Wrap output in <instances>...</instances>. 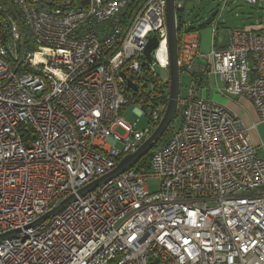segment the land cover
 Returning a JSON list of instances; mask_svg holds the SVG:
<instances>
[{"label": "built area", "instance_id": "built-area-1", "mask_svg": "<svg viewBox=\"0 0 264 264\" xmlns=\"http://www.w3.org/2000/svg\"><path fill=\"white\" fill-rule=\"evenodd\" d=\"M236 1L258 3L221 0L203 54L186 8L203 0H176L179 69L192 75L179 126L146 167L80 195L164 117L170 80L156 68L170 65L167 1L0 0V236L17 231L0 242V264H264V144L196 87L214 79L219 95L249 100L264 125V31L235 29L215 45ZM196 58L208 62L195 67ZM129 107L146 128L125 121Z\"/></svg>", "mask_w": 264, "mask_h": 264}, {"label": "rangeland", "instance_id": "rangeland-1", "mask_svg": "<svg viewBox=\"0 0 264 264\" xmlns=\"http://www.w3.org/2000/svg\"><path fill=\"white\" fill-rule=\"evenodd\" d=\"M222 5L221 0H204L202 3H200L196 10L193 11L191 16V22L195 25H203L205 27L198 29L197 32H195L200 39V52L203 54H210L213 50V28L211 25H207V23L213 18V15L218 13L220 14ZM234 5H231V3L227 6L226 12L221 16V27L219 29V34L221 36L220 39H224V36H226L227 32L233 29H245L244 27L249 25L251 22H253V19L251 18L250 14H256L258 11L257 6L249 5L246 3H240L238 8H234ZM218 18V16H217ZM207 59L204 58H196L194 63V66H205L207 64ZM157 72L164 78L169 76V70H160L159 68H156ZM213 81V80H212ZM211 80H206L205 83L201 84V86H196L198 88H206L205 91H199V95L203 96L204 98H209L211 101L222 103L218 99V96L216 95V91L214 89V82ZM192 86V75L189 74V72H181L180 73V96L185 97L187 95V92L189 88ZM219 95V94H218ZM221 96V95H219ZM123 118L127 123L134 124L138 119V127L140 129H144L148 126V120L147 118H139L137 113L132 112L131 107H129L126 111L122 114ZM121 134H123L122 131H120ZM164 140V139H163ZM158 184L159 181L156 178L149 180V190L150 192H156L158 190Z\"/></svg>", "mask_w": 264, "mask_h": 264}, {"label": "water", "instance_id": "water-1", "mask_svg": "<svg viewBox=\"0 0 264 264\" xmlns=\"http://www.w3.org/2000/svg\"><path fill=\"white\" fill-rule=\"evenodd\" d=\"M166 23L168 30V50H169V80H170V93L169 100L165 110L164 117L152 134V136L144 142V144L132 155L125 157L118 167L113 170L108 175L98 179L97 181L91 183L84 189H82L79 194L84 195L88 192L93 191L94 189L116 179L120 175L124 174L126 171L135 167L145 156H147L163 139L166 135L169 127L173 124L176 119L178 111V99L180 96V69H179V38L178 31L176 26V0H166ZM158 46L156 39H151L145 50V55L149 61H152L151 53ZM129 85L135 89V86L131 83ZM75 197H71L68 200L64 201L60 206L54 209L52 212L44 216L39 220L38 223L45 221L50 216H56L62 210H64ZM17 231L11 232L5 235L0 236V242L12 238L16 235Z\"/></svg>", "mask_w": 264, "mask_h": 264}, {"label": "crops", "instance_id": "crops-1", "mask_svg": "<svg viewBox=\"0 0 264 264\" xmlns=\"http://www.w3.org/2000/svg\"><path fill=\"white\" fill-rule=\"evenodd\" d=\"M240 3H243V2L236 1V2H232L231 5H234V8H238ZM197 6H198L197 4H194L191 2H188L186 4V8L190 12L192 11V13L194 10H196ZM254 6H257L258 11L256 12L255 15L250 14V16H252L251 18L253 19V22H251L249 25L245 26L244 28L249 29V30H254L257 32H261V31H264V0H258V3ZM234 8H232V9H234ZM191 16H192V14H191ZM191 20L192 19L190 18V26L188 29L194 27V29L198 30V29L205 27L203 25H195L194 23L191 22ZM213 20H214V17L210 21L212 22ZM210 21L207 23V25L210 24ZM221 25L218 28L216 39H215L216 40L215 45L217 47H220V48L225 47L227 45L228 40H229V34L232 31V30H230L229 32H227L226 36H224V39H220L221 36L219 34V29H220ZM233 30H235V29H233ZM206 80H211V81L213 80L212 82H214L213 85H214V89H215V86H216L215 80L212 78H209V79H205L203 81V83H205ZM216 95L218 96L217 100H220L230 110H232L241 119V121L243 122L245 127L249 129V136H250V139H251L253 145L258 147V146H261L262 144H264V125L259 123V117L257 115V112H256L253 104L249 100H246L244 98H241V99L237 98V99L232 100V99H229L225 96H219L218 93ZM260 155H261V157L264 158V150H261Z\"/></svg>", "mask_w": 264, "mask_h": 264}, {"label": "trees", "instance_id": "trees-1", "mask_svg": "<svg viewBox=\"0 0 264 264\" xmlns=\"http://www.w3.org/2000/svg\"><path fill=\"white\" fill-rule=\"evenodd\" d=\"M215 15H216V14H214L213 17H214ZM211 20H212V19H211ZM210 23H211V21H210ZM202 27H203V26H202ZM196 30H197V29H194V27H193V28H190V29L188 30V32H197ZM181 40H182L181 33H179V41H181ZM179 123H180V119H179V117H177V119H176V123H175V125L173 126V128L178 127V126H179ZM169 137H170V133L168 132L167 135L165 136V138H164L162 144H163V143H166V142L168 141ZM160 145H161V144H160ZM160 145H159V146H160ZM159 146H157L155 150H153V151L150 152L147 156H145V157L141 160V162H140V164L138 165V167H146L147 164H148L149 159H150L151 156H152V154H153V153L159 148Z\"/></svg>", "mask_w": 264, "mask_h": 264}]
</instances>
